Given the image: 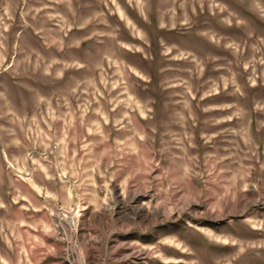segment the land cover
I'll return each mask as SVG.
<instances>
[{
    "label": "rangeland",
    "instance_id": "obj_1",
    "mask_svg": "<svg viewBox=\"0 0 264 264\" xmlns=\"http://www.w3.org/2000/svg\"><path fill=\"white\" fill-rule=\"evenodd\" d=\"M0 264H264V0H0Z\"/></svg>",
    "mask_w": 264,
    "mask_h": 264
}]
</instances>
